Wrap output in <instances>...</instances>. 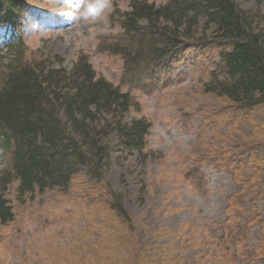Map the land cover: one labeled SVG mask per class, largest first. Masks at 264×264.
<instances>
[{
  "label": "rangeland",
  "instance_id": "374dc122",
  "mask_svg": "<svg viewBox=\"0 0 264 264\" xmlns=\"http://www.w3.org/2000/svg\"><path fill=\"white\" fill-rule=\"evenodd\" d=\"M23 1L18 30L0 26V71L17 50L27 64L61 61L67 69L84 54L96 76L130 94L128 117H144L150 127L143 159L122 153L108 137L113 150L101 180L83 168L64 189L24 196L12 182L5 196L14 217L0 225V264H132L138 250L145 264H233L227 232L249 212L236 197L255 198L252 217L264 213L252 184L264 178V104L243 108L204 90L219 62L212 38L177 50L156 68L159 77L153 69L129 78L123 57L105 49L122 38L116 19L129 0ZM238 1L264 16V0ZM111 191L122 198L127 219L112 208ZM259 226L248 225L238 251L256 244Z\"/></svg>",
  "mask_w": 264,
  "mask_h": 264
},
{
  "label": "trees",
  "instance_id": "16d2710c",
  "mask_svg": "<svg viewBox=\"0 0 264 264\" xmlns=\"http://www.w3.org/2000/svg\"><path fill=\"white\" fill-rule=\"evenodd\" d=\"M24 4L23 0H0V23L5 21L17 30ZM128 5L117 17L122 38L112 39L105 47L123 57L127 77L153 69L159 77L162 72L156 68L177 50L211 37L219 47V62L204 90L243 108L264 104V16L259 9L243 8L238 0H165L159 4L129 0ZM21 54L15 51L0 71V147L6 154V165L0 168V225L14 217L5 196L12 182L18 181L17 191L24 196L35 190L64 189L83 168L91 178L101 180L99 172L113 150L108 137L113 135L122 153L135 151L143 159L150 127L144 117H128L134 104L130 94L96 76L86 55L81 54L67 69L61 61L57 66L45 61L27 64ZM259 177L252 184L256 195L264 199V178ZM242 183L240 191H244ZM111 193L112 208L127 219L122 198ZM244 196H237L236 201L249 212L240 215L241 222L228 229L226 236L234 257L231 262L264 264V213L252 217L255 198L240 200ZM252 222L260 225L256 244L248 241L238 251L237 242L248 240ZM218 239L224 242L221 236ZM159 251L163 257V247ZM131 262L145 264L139 250Z\"/></svg>",
  "mask_w": 264,
  "mask_h": 264
}]
</instances>
